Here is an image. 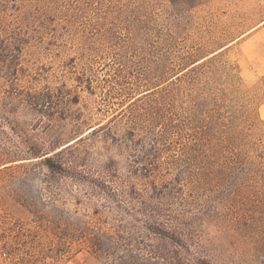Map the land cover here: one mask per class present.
Instances as JSON below:
<instances>
[{
    "label": "trees",
    "instance_id": "1",
    "mask_svg": "<svg viewBox=\"0 0 264 264\" xmlns=\"http://www.w3.org/2000/svg\"><path fill=\"white\" fill-rule=\"evenodd\" d=\"M208 2L0 0V77H19L26 56L50 46L74 51L76 79L90 89L100 66L95 85L116 107L90 134L101 132L124 157L109 159L89 180L109 203L89 220L76 224L79 218L35 203L33 256L19 264H62L81 249L103 264H206L210 228L264 226L253 214L264 199V77L244 81L227 51L247 31L217 35ZM61 85L34 89L25 101L43 132L7 122L23 136L27 158L55 176L75 168L66 153L88 138L56 146L60 126L51 115L66 103ZM65 95L68 104L77 96L71 88ZM92 117L81 110L75 131Z\"/></svg>",
    "mask_w": 264,
    "mask_h": 264
},
{
    "label": "rangeland",
    "instance_id": "2",
    "mask_svg": "<svg viewBox=\"0 0 264 264\" xmlns=\"http://www.w3.org/2000/svg\"><path fill=\"white\" fill-rule=\"evenodd\" d=\"M207 8L212 14L213 23L211 21L210 24L217 35L234 29L247 31L230 46L227 55L238 62L247 84H260L264 77V29L253 33L264 25V0H209ZM73 57L75 53L71 49L50 46L26 56L28 61L25 66L28 67L19 74L20 78L5 80L0 77V169L6 165L12 166L0 171V264H19L21 258L33 256L30 235L35 229L32 221L35 203L45 213L56 214L57 211L65 217L72 215L79 218L78 222L68 219L76 224L89 220L95 207L106 211L105 206L109 204L106 201L103 203L89 180L99 175L101 166L109 159L122 163L123 152L111 141H102L101 132L91 135L90 130L97 123H104L116 105L106 101L100 88L95 85V78L103 76L101 67L93 68L91 74L94 80L90 89L78 83L76 76L80 73L75 68L77 61L72 62ZM45 85H61L66 102L57 109L61 113L54 110L51 115L60 126L56 131L61 141L56 146L63 147L78 135L88 136L66 153L67 157L75 158L76 165L64 175L49 174L38 164V160L28 159L21 141L23 136L12 131L8 125L12 120H17L29 130L38 127L39 132H43L44 129L39 128L43 120L25 101L31 98L29 92ZM66 88H71L77 94L71 97L69 104ZM3 108L6 113L2 111ZM81 110L92 115L93 121L75 131V122ZM259 114L264 120V102L259 106ZM17 164L23 166L18 167ZM255 202L258 208H253V214L259 218L262 226L264 208L261 202L264 199L258 198ZM236 213H240L239 208L234 209L233 215ZM221 216L230 215L223 212ZM17 229H20L22 236ZM210 236L213 237L209 253L211 257L206 264H264V226L254 231L240 227L216 231V227H212ZM220 236L222 240L218 239ZM62 264L103 263L81 249L72 260Z\"/></svg>",
    "mask_w": 264,
    "mask_h": 264
},
{
    "label": "crops",
    "instance_id": "3",
    "mask_svg": "<svg viewBox=\"0 0 264 264\" xmlns=\"http://www.w3.org/2000/svg\"><path fill=\"white\" fill-rule=\"evenodd\" d=\"M263 29H264V25H262L259 29H257L256 32H254L253 34L258 33L260 31H262Z\"/></svg>",
    "mask_w": 264,
    "mask_h": 264
},
{
    "label": "water",
    "instance_id": "4",
    "mask_svg": "<svg viewBox=\"0 0 264 264\" xmlns=\"http://www.w3.org/2000/svg\"><path fill=\"white\" fill-rule=\"evenodd\" d=\"M76 140V139H75ZM74 141V140H73Z\"/></svg>",
    "mask_w": 264,
    "mask_h": 264
}]
</instances>
